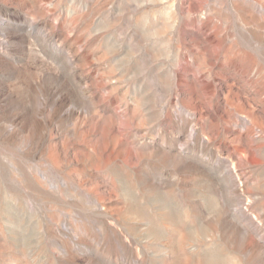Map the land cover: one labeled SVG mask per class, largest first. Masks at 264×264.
Returning a JSON list of instances; mask_svg holds the SVG:
<instances>
[{
    "label": "rangeland",
    "instance_id": "1",
    "mask_svg": "<svg viewBox=\"0 0 264 264\" xmlns=\"http://www.w3.org/2000/svg\"><path fill=\"white\" fill-rule=\"evenodd\" d=\"M0 264H264V0H0Z\"/></svg>",
    "mask_w": 264,
    "mask_h": 264
}]
</instances>
